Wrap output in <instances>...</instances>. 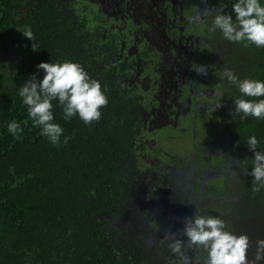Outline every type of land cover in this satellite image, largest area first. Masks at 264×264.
<instances>
[{
	"label": "trees",
	"instance_id": "1",
	"mask_svg": "<svg viewBox=\"0 0 264 264\" xmlns=\"http://www.w3.org/2000/svg\"><path fill=\"white\" fill-rule=\"evenodd\" d=\"M76 1L0 0V264H146L140 246H121L118 221L143 177L138 153L148 151L144 135L156 140L159 152L164 142L160 129L170 122L163 111L152 110L156 102L138 88L134 59L122 50L120 30L105 26L94 11L76 12ZM236 2H198V9H210L196 41L207 52L202 56L207 75L200 80L211 87L196 89L210 94L207 100L194 98L193 107L198 104L203 112L219 106L223 121L216 138L198 148L196 156L223 179L224 196L233 199L232 222H239V235L249 237L252 260L251 250L264 240V187L252 190L254 152L247 141L255 136L256 150L264 153V119H233L230 112L237 99L264 97L243 96L222 73L229 69L239 80L264 82V47L230 42L220 30H209L221 5L235 22ZM259 3L264 6V0ZM107 14L109 9L102 7V15ZM27 31L32 41L23 35ZM66 61L80 64L100 82L108 104L99 121L85 125L78 115L66 121L53 100L52 122L63 129L60 143L53 145L33 125L19 91L33 75L37 82L43 79L40 63ZM201 110L195 111L200 115ZM148 116L159 120L151 131ZM12 121L22 129L16 135L8 131Z\"/></svg>",
	"mask_w": 264,
	"mask_h": 264
},
{
	"label": "clouds",
	"instance_id": "2",
	"mask_svg": "<svg viewBox=\"0 0 264 264\" xmlns=\"http://www.w3.org/2000/svg\"><path fill=\"white\" fill-rule=\"evenodd\" d=\"M224 7L226 6L221 5L216 9L209 30L213 33L220 30L224 38L230 42L247 41L258 48L264 47V6H261L259 0H238L234 3L232 11L235 13V22L232 15L224 13ZM209 14L208 7L198 9L189 20L195 24ZM23 35L32 41L30 31L23 32ZM37 68L45 73L43 79L37 82L36 76L33 75L20 88L19 95L23 98V103L28 106V115L33 125L40 126L42 135L46 136L53 145L60 143L63 132L59 124L52 122L53 100H58L62 106L66 121L75 115H78L85 125L100 120L102 115L100 110L107 106L108 99L102 91L100 82L91 79L80 64L71 61L57 64L42 62ZM195 70L199 75H207V66L199 65ZM222 76L230 84L237 85L243 96L264 97V82L239 80L229 69H225ZM230 115L233 119L239 116L241 120L247 117L264 119V99L258 101L237 99L234 102V111L230 112ZM8 131L16 135L22 129L16 121H12L8 124ZM68 140L69 138L65 137L63 143L67 144ZM247 145L249 150L254 152V166L249 174L253 178L252 190L255 192L264 187V153L256 150L258 140L255 136L248 139ZM183 234L187 237L186 241L175 238V233H169L161 242L171 240L168 244L171 252L185 260L183 249L187 246L202 249L207 253L204 264H260L264 261V240L256 242L255 257L249 260L248 250L251 244L249 237L226 230L225 222L218 217L186 218Z\"/></svg>",
	"mask_w": 264,
	"mask_h": 264
},
{
	"label": "rangeland",
	"instance_id": "3",
	"mask_svg": "<svg viewBox=\"0 0 264 264\" xmlns=\"http://www.w3.org/2000/svg\"><path fill=\"white\" fill-rule=\"evenodd\" d=\"M201 86L208 88L211 84L201 82ZM208 93L197 92V96L207 100ZM185 97L180 95L181 100ZM193 103L194 99L190 98V107H181V111L185 109L184 114L175 113L174 109L169 115L171 118L165 117L170 125L160 129L164 142L159 152L155 151L156 140L144 135L143 142H146L148 151L138 153L143 177L137 184L135 199L125 206L124 215L118 221L123 231L121 246L129 247L133 243L140 246L146 264H204L207 253L202 249L185 246V260L171 252L168 247L171 240L161 242L169 233L186 241L183 234L186 218L215 216L225 222L226 230L239 235V222H232L235 214L233 199L231 194L224 196L223 179L216 178V173L204 168L201 161H197L202 157L196 156L197 149L215 139L222 129V110L213 108L198 115ZM196 108L197 111L200 109ZM148 119L151 131L159 120L149 116ZM207 160L215 165L212 157L207 156ZM251 253L254 258L256 248Z\"/></svg>",
	"mask_w": 264,
	"mask_h": 264
},
{
	"label": "flooded vegetation",
	"instance_id": "4",
	"mask_svg": "<svg viewBox=\"0 0 264 264\" xmlns=\"http://www.w3.org/2000/svg\"><path fill=\"white\" fill-rule=\"evenodd\" d=\"M198 2L77 0L74 5L76 12L89 15L94 11L92 13L98 15L105 26L120 30L124 42L122 50L134 59L133 75L141 82L138 88L147 91L156 102L153 111L158 108L169 116L174 109L175 113L184 114L190 107V98H198L196 87H200L202 80L195 69L202 65L203 54L207 55L196 41L199 31L202 35L205 17L195 24L189 20L197 13ZM102 7L109 9L107 16L102 15ZM132 29L134 34H131ZM181 94L186 96L182 100ZM181 107L185 109L181 111Z\"/></svg>",
	"mask_w": 264,
	"mask_h": 264
}]
</instances>
